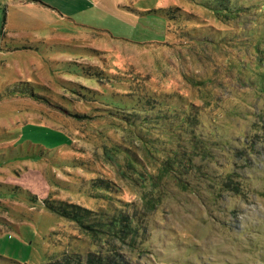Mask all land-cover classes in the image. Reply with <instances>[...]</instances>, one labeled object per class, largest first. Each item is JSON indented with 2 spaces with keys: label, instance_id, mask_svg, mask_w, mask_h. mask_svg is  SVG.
I'll list each match as a JSON object with an SVG mask.
<instances>
[{
  "label": "rangeland",
  "instance_id": "1",
  "mask_svg": "<svg viewBox=\"0 0 264 264\" xmlns=\"http://www.w3.org/2000/svg\"><path fill=\"white\" fill-rule=\"evenodd\" d=\"M0 8V264H264V0Z\"/></svg>",
  "mask_w": 264,
  "mask_h": 264
},
{
  "label": "crops",
  "instance_id": "2",
  "mask_svg": "<svg viewBox=\"0 0 264 264\" xmlns=\"http://www.w3.org/2000/svg\"><path fill=\"white\" fill-rule=\"evenodd\" d=\"M102 0H0V7L5 6L6 18L9 15L22 18L24 21H29L33 24L47 23L52 28L64 24V27H70V23L75 22L79 24L80 19L87 13L94 5H99ZM94 4L89 6L90 4ZM1 9V8H0ZM49 21V22H47ZM70 22V23H69ZM31 24V26H34ZM28 30H6V25L0 32V41L2 40L5 48L12 46L18 48L19 41L16 37L30 36L26 33L30 32V25ZM72 28V27H71ZM66 29L68 32L72 30ZM41 32L36 30L34 36L40 37ZM6 43H10L7 44ZM32 42H29L30 44ZM23 44L22 46H24ZM31 45V44H30ZM28 45V46H30ZM21 46V47H22ZM31 50V49H29ZM4 53V51H1Z\"/></svg>",
  "mask_w": 264,
  "mask_h": 264
},
{
  "label": "trees",
  "instance_id": "3",
  "mask_svg": "<svg viewBox=\"0 0 264 264\" xmlns=\"http://www.w3.org/2000/svg\"><path fill=\"white\" fill-rule=\"evenodd\" d=\"M34 1H38V0H34ZM66 215H70L69 212H63ZM77 213V212H76ZM89 216V214H87V211H80L78 212L77 215L73 216V218L78 219V221H83L85 219H87V217ZM69 260H67L66 262H64V264H68ZM87 264H120L117 260H111L108 257H102V256H97V255H92L90 256L88 263ZM123 264V263H121Z\"/></svg>",
  "mask_w": 264,
  "mask_h": 264
}]
</instances>
